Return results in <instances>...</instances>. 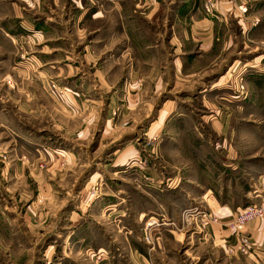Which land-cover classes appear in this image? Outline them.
<instances>
[{
  "label": "rangeland",
  "instance_id": "1",
  "mask_svg": "<svg viewBox=\"0 0 264 264\" xmlns=\"http://www.w3.org/2000/svg\"><path fill=\"white\" fill-rule=\"evenodd\" d=\"M8 1L0 3V16L11 3L20 4ZM255 35L264 38V30ZM53 42L0 32V166L21 167L0 172V197L20 175L28 177L23 214L44 215L43 229L28 228L25 248H0V264H216L220 253L211 248L250 254L236 251L244 238L246 248H264V233L249 232L264 213L242 232L230 228L239 210L263 203L264 108L258 105L264 104V86L263 93L256 86L250 91L245 70H229L242 97L251 96L237 99L230 122L216 131L199 124L213 114L196 87L179 83L172 91L148 92L142 77L107 82L96 75L98 65L75 76L64 69L72 61L70 47ZM261 47L250 57L264 54ZM180 116L190 117L191 125ZM198 128L212 135L210 147L220 152L217 159L204 158L206 170L231 163L252 171L249 192H231L243 201L240 207L231 210L198 187V144L190 135ZM206 215L216 221L206 225ZM256 258L252 264H264Z\"/></svg>",
  "mask_w": 264,
  "mask_h": 264
},
{
  "label": "crops",
  "instance_id": "2",
  "mask_svg": "<svg viewBox=\"0 0 264 264\" xmlns=\"http://www.w3.org/2000/svg\"><path fill=\"white\" fill-rule=\"evenodd\" d=\"M5 1L8 0L0 3L7 4ZM260 1L219 0L215 13L208 15L201 0H20L19 6L11 3L10 12L0 16V32L11 39L44 36L48 42L55 39L53 44L68 45L67 58L72 61L68 60L64 69L75 76L83 71L87 76L98 65L96 75L107 82L108 78L126 75L142 77L148 92L172 91L179 83L196 87L202 94L201 105L213 114L203 115L199 124L207 123L221 131L230 122L232 104L251 96L248 91V96L242 97L237 90V78H230L232 69L245 70L248 90L256 86L259 88L255 91L263 93L264 54L250 57L264 46L261 35L253 36L264 30V7ZM242 3L249 8L246 13L239 9ZM54 32L58 35L52 38ZM223 68L226 69L220 72ZM258 106L264 108V104ZM180 117L185 126L191 125L186 119L190 117ZM200 129L190 134L198 144L197 185L208 190L205 196L212 194L229 209L238 208L244 203L235 199L237 192H231H249L252 171L231 163L215 166L212 172L206 170L204 158L217 159L220 152L210 147L215 140L212 135ZM223 134L228 140L235 136L228 131ZM243 136L246 141L254 140L252 135ZM9 171L19 173L21 167L0 166L2 174ZM19 179V183H13L15 187L6 188V197H0V248H23L29 242L28 228L44 224V215L27 218V213L23 214L29 201L23 188L28 177L20 175ZM249 232L255 237L264 233V215L251 224ZM211 249L215 256L220 253L215 257L216 264H252V256L264 258L263 247L249 248L250 254H234L226 246Z\"/></svg>",
  "mask_w": 264,
  "mask_h": 264
},
{
  "label": "built area",
  "instance_id": "3",
  "mask_svg": "<svg viewBox=\"0 0 264 264\" xmlns=\"http://www.w3.org/2000/svg\"><path fill=\"white\" fill-rule=\"evenodd\" d=\"M217 0H203V8L206 12V14L208 15H212L215 13L216 9H217ZM239 9L242 13H246L248 8L246 6V4H241L239 6ZM241 88H243V86H241ZM260 185L259 187V192H258V196L263 199V203H264V176L260 177ZM261 203L259 205L253 204V205H249L245 208H242L241 210H239L235 217L233 218V220L230 222V228L237 231V232H242L246 229V227L248 226V224L250 222H252L253 220H255L257 217L263 215L264 213V204ZM206 221V225L210 222V221H216V219H209L206 216H204ZM240 245L237 247L236 251L240 250L241 252H246L249 248H246L247 245V239H242L240 241Z\"/></svg>",
  "mask_w": 264,
  "mask_h": 264
}]
</instances>
